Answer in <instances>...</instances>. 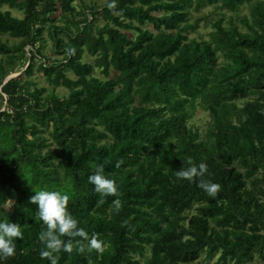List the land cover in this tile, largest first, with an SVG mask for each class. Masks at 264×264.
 Listing matches in <instances>:
<instances>
[{"label": "trees", "instance_id": "16d2710c", "mask_svg": "<svg viewBox=\"0 0 264 264\" xmlns=\"http://www.w3.org/2000/svg\"><path fill=\"white\" fill-rule=\"evenodd\" d=\"M73 1L0 0V222L24 234L0 264H51L41 189L66 193L87 234L62 236L56 264H264V0ZM207 6L208 37H189ZM189 158L207 165L192 181L176 175ZM97 166L115 196L88 182Z\"/></svg>", "mask_w": 264, "mask_h": 264}, {"label": "clouds", "instance_id": "9594fccd", "mask_svg": "<svg viewBox=\"0 0 264 264\" xmlns=\"http://www.w3.org/2000/svg\"><path fill=\"white\" fill-rule=\"evenodd\" d=\"M110 8L114 5L110 3ZM119 167V162H117ZM207 170V165L199 164L197 167L189 158L188 167L178 170L176 175L178 178L192 181L194 178L202 177ZM103 168L97 166L96 171L88 176V182L94 186V191L101 194L115 196L117 187L112 179L106 178L103 174ZM198 187L203 189L210 197H215L219 191L220 185L212 182L198 181ZM69 196L66 193L55 190L41 189L35 191L29 197V202L37 207L36 218L44 225L45 230L38 234L39 240L43 243L44 248L40 251L42 259L47 258L51 264H56V256L53 253L58 252L63 246L64 251H71V243L64 242L62 236H80L87 238L83 228L77 227L76 219L68 211ZM115 210H119L120 201H113ZM20 226L14 222H0V260L9 257L15 249L14 238L23 237ZM89 247L97 251H102L99 242L95 237L89 240Z\"/></svg>", "mask_w": 264, "mask_h": 264}, {"label": "rangeland", "instance_id": "374dc122", "mask_svg": "<svg viewBox=\"0 0 264 264\" xmlns=\"http://www.w3.org/2000/svg\"><path fill=\"white\" fill-rule=\"evenodd\" d=\"M79 1L80 0H74L73 3L75 4V6H78L79 5ZM83 3L85 4H94V5H101L103 4L104 0H82ZM3 9H6V6L3 7ZM12 14L15 15V16H18V17H21L22 15V12L20 11H17L16 9H13L12 11ZM212 12V13H211ZM216 11L212 10V8L210 6H207L205 8H203L199 14H209L208 15V18H209V22H208V25L204 26V25H201L200 28L198 29L197 33H189V37H204V38H207V32H209L211 30V26H210V22L214 21L215 18H217V15L215 13ZM248 13V8L246 5H243L241 8H239L238 10V14H247ZM230 14L229 12H227V15ZM98 23H102L103 20L101 18L98 19L97 21ZM44 36L46 37V32L44 33ZM51 41L49 39H46V42H45V45L44 47L42 48V51L45 53V54H48L50 57H53L55 59H58L60 56H56L52 50H51ZM91 61L92 59L89 58ZM94 72H98V70L95 68L94 69ZM20 72H16V73H13L11 74L12 76H17L19 75ZM42 76V73H39V72H34V74L32 75V77H34L37 81H38V85H43L45 87H47V90H50V84L45 81L43 79ZM56 91L59 93V94H63L65 93V88L63 87H58L56 88ZM3 109V108H2ZM208 119H209V116L206 112L202 111V110H198L196 112V114L194 115V117L190 120L189 124L192 125L194 128H197L199 130V133L202 135L205 131V128H206V125H207V122H208ZM12 201H9L5 206L6 208L9 207L10 203ZM216 258L217 256L214 255L213 257H211L210 259L208 260H203L202 261V264H216Z\"/></svg>", "mask_w": 264, "mask_h": 264}, {"label": "water", "instance_id": "95a60500", "mask_svg": "<svg viewBox=\"0 0 264 264\" xmlns=\"http://www.w3.org/2000/svg\"><path fill=\"white\" fill-rule=\"evenodd\" d=\"M11 76H12V75H11ZM11 76H9V77H11ZM9 77H8V78H9Z\"/></svg>", "mask_w": 264, "mask_h": 264}]
</instances>
